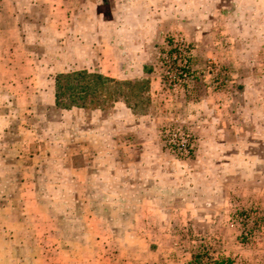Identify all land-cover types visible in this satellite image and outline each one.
Masks as SVG:
<instances>
[{
	"label": "rangeland",
	"instance_id": "374dc122",
	"mask_svg": "<svg viewBox=\"0 0 264 264\" xmlns=\"http://www.w3.org/2000/svg\"><path fill=\"white\" fill-rule=\"evenodd\" d=\"M81 1L36 0L30 6L22 0L19 7L29 15L4 22L0 264H251L254 246L264 244V137H236L232 127L230 137H206L185 117L189 105L174 113L172 106L145 96L136 118L121 113L114 120L107 109L55 107V76L82 70L76 49ZM209 2L197 15L201 31L171 30L164 41L178 33L189 42L193 83L208 77L212 90L246 93L250 103L255 88L264 90V0ZM164 41L157 68L168 101L161 102L173 103L187 98V91L174 93L163 83L158 53ZM143 115L150 119L133 136L109 139ZM173 127L191 134L190 154L167 144L165 130ZM137 182L163 183L171 195L178 188V202L197 204L172 208L186 209L192 220H125L138 207L124 199L157 193L123 188ZM207 199L212 206L202 205ZM169 258L177 262L164 260Z\"/></svg>",
	"mask_w": 264,
	"mask_h": 264
},
{
	"label": "crops",
	"instance_id": "0c3cea01",
	"mask_svg": "<svg viewBox=\"0 0 264 264\" xmlns=\"http://www.w3.org/2000/svg\"><path fill=\"white\" fill-rule=\"evenodd\" d=\"M21 1L0 0V35L2 39L3 33L7 32L4 22H10L12 19L16 23V17L20 14L29 15V12L25 13L20 9ZM27 2L30 6L36 4V0H27ZM211 5L209 0H82L77 6L76 20V30L79 33L76 49L77 57H79L78 62L81 64L80 68L96 71L118 80H148V93L151 102L156 101L159 105H170L173 107L174 113L181 111L179 107L185 104L189 105L191 110L185 113V117L193 119L195 121H192L193 126L197 133L206 137H230L231 129L229 128L231 127L235 129L236 137H264L263 88H255L252 92V99L248 103L245 101L246 93L240 94L236 90L232 93L226 89L212 90L208 77H206L192 83L191 87L186 89L187 98L179 96L173 103H165L168 100L165 99V91H162L157 68V50L163 44L164 35L171 30H181L185 33H188L189 30L201 31L197 15L203 14ZM20 27L22 28V26ZM196 35L193 38L198 40L200 37L198 34ZM199 44L201 43L198 42L197 45L199 46ZM197 52L199 54V50ZM210 55V52H207L206 56ZM196 56L199 55L196 54ZM161 100L165 102H161ZM107 110L111 113L108 116L114 120L119 119L121 113L129 117H137V113H133L122 101H116ZM159 111H163V108L161 107ZM181 115L183 116V114ZM147 118L150 119L148 116ZM147 118L146 115H143L137 121L126 124L124 128L127 131L124 129L123 131H114V135L109 136V139L110 137L133 136L132 134L144 125L143 122ZM108 151L110 152V149ZM115 173L118 172L115 171ZM137 186L140 191L157 190V193L155 196L147 193L146 196L140 194L134 200L124 199L122 202L138 207L133 216L130 218L126 216L125 220L136 223L192 220L186 209L182 211L172 208L173 206L188 207L197 204L196 201L190 199L178 202L176 199L179 197L178 188H175L177 193L171 195L166 194L168 189L163 183L160 186L142 182L123 184V188L133 189ZM171 190L174 191V187ZM163 194L166 197H162ZM212 204V201H208V199L202 203L207 207ZM208 220H212V218L209 217ZM143 230L147 231V228H143ZM146 249L150 248L143 247V251ZM254 252L256 256L251 259V264H264V244L257 243L254 246ZM236 253L243 254V251L239 250ZM149 255L150 252L143 253V260H148ZM127 258V261L131 260L129 257ZM107 260L110 263L112 258L107 256ZM164 260L168 263L177 262V259L173 261L171 258Z\"/></svg>",
	"mask_w": 264,
	"mask_h": 264
},
{
	"label": "trees",
	"instance_id": "16d2710c",
	"mask_svg": "<svg viewBox=\"0 0 264 264\" xmlns=\"http://www.w3.org/2000/svg\"><path fill=\"white\" fill-rule=\"evenodd\" d=\"M54 103L57 108L71 107L106 110L116 101H122L133 113L142 103L143 96L149 102V83L146 79L137 81L118 80L99 72L86 69L58 73L54 79ZM136 98V102H131ZM221 264V262H217Z\"/></svg>",
	"mask_w": 264,
	"mask_h": 264
},
{
	"label": "built area",
	"instance_id": "2783aa9c",
	"mask_svg": "<svg viewBox=\"0 0 264 264\" xmlns=\"http://www.w3.org/2000/svg\"><path fill=\"white\" fill-rule=\"evenodd\" d=\"M192 49L189 42L180 34L167 35L164 46L158 53L163 83L167 89L178 93L191 87L196 73L192 67ZM164 136L172 150L181 155L192 151V139L189 131L180 127L166 129Z\"/></svg>",
	"mask_w": 264,
	"mask_h": 264
}]
</instances>
